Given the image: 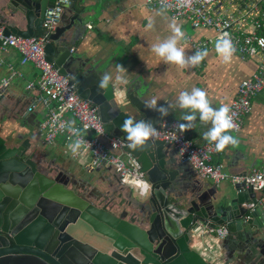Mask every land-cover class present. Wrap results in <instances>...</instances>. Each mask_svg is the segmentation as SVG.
Returning a JSON list of instances; mask_svg holds the SVG:
<instances>
[{"label": "water", "instance_id": "obj_1", "mask_svg": "<svg viewBox=\"0 0 264 264\" xmlns=\"http://www.w3.org/2000/svg\"><path fill=\"white\" fill-rule=\"evenodd\" d=\"M55 1L12 0L16 11L0 15V27L6 36L37 37ZM92 12L87 2L80 7L72 2L45 52L77 94L98 109L106 133L128 145L120 129L125 117L158 127L185 110L173 106L161 118L146 109L144 101L153 98L150 84L140 78L124 82L122 75L116 79V66L126 57L120 49L113 50L111 59L96 60L72 48ZM10 18L14 24H8ZM105 72L112 74V86L99 90L98 77ZM3 100L1 95L0 108H5ZM34 105L24 104L11 118L0 116V264H264V205L253 189L236 185L221 194L217 185L202 184L163 141L143 150L124 148L141 163L150 186L146 192L124 185L110 166L87 168L77 178L48 165L41 123L32 119ZM236 155L239 160L238 150ZM106 171H114V179ZM223 225L229 234L220 239L214 230Z\"/></svg>", "mask_w": 264, "mask_h": 264}, {"label": "crops", "instance_id": "obj_2", "mask_svg": "<svg viewBox=\"0 0 264 264\" xmlns=\"http://www.w3.org/2000/svg\"><path fill=\"white\" fill-rule=\"evenodd\" d=\"M11 1L0 0V15L16 11ZM86 2L93 12L86 20L85 27L79 30V35L71 44L72 48L86 52L87 56H93L96 60L111 59L113 50L120 49L126 56L122 65L128 66V70L125 67L126 71L119 72L118 75L124 77V82L132 78L144 79L152 89L151 97H155L163 104L176 107L181 92H191L193 88H200L207 93L212 107L229 106L237 96L240 83L250 78L257 70L256 58L243 60L233 54L232 59L225 63L216 48L196 67L181 68L168 63L153 52L152 47L173 36L171 27L173 23L184 33L183 38H178L177 46L188 55L195 53L191 44L187 42L188 36L207 39L213 37L215 32L204 28L194 29L186 20L175 21L166 11H151L147 7V0H73L76 7ZM217 7L221 14L235 20L236 31L240 34H250L255 29L254 23L257 20L264 24V0H221ZM68 15L67 24L74 13L71 11ZM9 20L8 24H14V20L11 18ZM17 24L23 28L26 25L25 22L19 21ZM149 24L152 27H149ZM42 33L43 31L37 32L38 36ZM258 33L263 35L264 29L258 30ZM11 70L18 71L21 76L17 75L4 92L0 91V97L4 96L2 103L5 104V108H0V116L4 115L5 119L17 116V110L24 104H27L28 108L29 104L35 102L37 92L29 90L28 86L30 83L37 84L41 75L34 64L22 65L21 55L14 48H8L0 53V82L9 76ZM185 114L186 110L174 116L184 123L182 117ZM32 115L37 124H42L47 112L43 106H37ZM68 119L72 125L77 124L72 116L68 115ZM211 126L210 122L205 124L197 118L193 129L185 133L196 144L201 145L207 142L204 133ZM229 134L238 140V144L229 145L224 151H220L214 156L213 162L224 165L230 174H250L254 170L264 169V90L253 99V110L245 118L242 130ZM70 144L74 143L67 144L59 138L54 145H48L51 160L48 165L52 168L59 166L70 170L80 178L81 173L80 171L78 173V170L90 169L92 156L81 147L73 154L69 148ZM237 150L241 156L239 160ZM111 172L114 171H106L105 176L114 179L116 173ZM196 180L205 185H215L211 181L201 180L198 174ZM217 187L222 194L231 191L234 186L225 182ZM122 192L124 198L129 200V190L125 189ZM257 195L259 198L263 196L262 193ZM88 242L93 243L92 240Z\"/></svg>", "mask_w": 264, "mask_h": 264}, {"label": "built area", "instance_id": "obj_3", "mask_svg": "<svg viewBox=\"0 0 264 264\" xmlns=\"http://www.w3.org/2000/svg\"><path fill=\"white\" fill-rule=\"evenodd\" d=\"M73 0H56L53 7L46 9L43 19V33L33 38H23L17 35L6 36L4 27H0V53L8 48L16 49L21 55V64H34L40 70V80L37 84L30 83L29 90H35L37 97L35 105L43 106L47 116L41 124L40 133L47 145H54L59 138L65 143L81 141L82 150L92 156L91 168L112 167L119 175L124 185H139L145 192L150 188L141 163L124 151L126 142L108 135L104 128L98 109L88 100L82 99L71 83V79L60 73L54 64L48 60L45 45L61 24L62 16L72 4ZM221 0H147V7L151 11H166L175 21L186 20L194 29H210L215 35L207 39L187 37L194 51L207 50L208 54L215 49L221 36L230 38L235 45L234 55L243 60H258L257 70L250 77L243 80L238 88L236 98L228 106L230 115L236 125L230 132L242 130L245 118L253 110V99L264 90V37L258 30L264 24L255 21V29L247 35L240 34L235 28V20L219 12ZM92 28V26H89ZM21 73L11 70L8 77L0 82V91L5 90L11 81ZM68 115L77 122L72 125ZM181 120L165 118L157 127L159 138L178 152L181 162H187L198 174L201 180L213 182L215 185L225 182L233 186L244 185L245 189H253L262 193L259 203L264 205V169L254 170L250 174H230L224 165L213 162L216 150L215 143L205 142L196 144L186 133H181L176 127ZM74 127L78 135L70 131ZM115 142V147H113ZM254 205L249 204L252 208ZM216 236L224 239L228 236V227L223 225L214 230Z\"/></svg>", "mask_w": 264, "mask_h": 264}, {"label": "clouds", "instance_id": "obj_4", "mask_svg": "<svg viewBox=\"0 0 264 264\" xmlns=\"http://www.w3.org/2000/svg\"><path fill=\"white\" fill-rule=\"evenodd\" d=\"M149 27H152L149 24ZM173 36L167 40L153 45L152 50L159 57L163 58L168 63H173L181 68L196 67L208 55V51L198 50L193 55H188L185 51L178 47V38H183L184 33L175 23L171 25ZM217 53L227 63L232 59L235 52V45L230 38L221 36L216 45ZM117 72L126 71L123 65L117 64ZM117 80L121 77L117 75ZM113 76L110 72H105L98 77L97 87L99 90L110 89L112 86ZM178 106L181 109L187 110L182 119L184 123H178L176 127L181 133L190 131L195 126L197 113L199 120L202 123H211V128L204 133V139L215 143L217 151H224L229 145L236 146L238 140L229 134L231 130L236 128L230 113V108L227 105H222L219 108H214L208 99L207 93L200 88H193L191 92L183 91L178 97ZM144 107L148 110L155 111L161 118L167 117L170 114V109L173 105L159 104L155 97L144 101ZM120 129L125 133V139L128 141L127 147L130 150H143L149 146V143H155L159 138L157 127L150 120H134L131 117H125ZM70 131L78 135L77 129L70 128ZM81 147V141L78 139L74 144H70L69 148L73 154ZM115 147V142H113Z\"/></svg>", "mask_w": 264, "mask_h": 264}, {"label": "rangeland", "instance_id": "obj_5", "mask_svg": "<svg viewBox=\"0 0 264 264\" xmlns=\"http://www.w3.org/2000/svg\"><path fill=\"white\" fill-rule=\"evenodd\" d=\"M80 171V176H83V175H85V172H86V169H83V170H78V172ZM135 189H140V187L141 186H139V185H137V184H135V186H133ZM147 191V190H146ZM145 191V192H146ZM143 192V191H142Z\"/></svg>", "mask_w": 264, "mask_h": 264}, {"label": "flooded vegetation", "instance_id": "obj_6", "mask_svg": "<svg viewBox=\"0 0 264 264\" xmlns=\"http://www.w3.org/2000/svg\"><path fill=\"white\" fill-rule=\"evenodd\" d=\"M230 247H231V245H229V247H227V249H230ZM227 249H217V251L220 252V254H224V253H227V251H228Z\"/></svg>", "mask_w": 264, "mask_h": 264}, {"label": "trees", "instance_id": "obj_7", "mask_svg": "<svg viewBox=\"0 0 264 264\" xmlns=\"http://www.w3.org/2000/svg\"><path fill=\"white\" fill-rule=\"evenodd\" d=\"M262 29H264V26H262ZM260 30H261V29H260ZM260 30H259V31H260ZM259 35H261V36H263V37H264V33H263V35L259 33Z\"/></svg>", "mask_w": 264, "mask_h": 264}]
</instances>
